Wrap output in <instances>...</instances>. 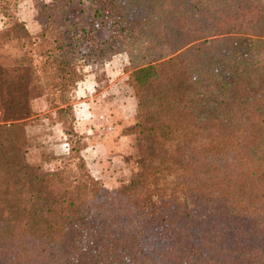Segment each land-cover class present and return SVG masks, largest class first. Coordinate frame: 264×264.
<instances>
[{"label":"trees","instance_id":"trees-1","mask_svg":"<svg viewBox=\"0 0 264 264\" xmlns=\"http://www.w3.org/2000/svg\"><path fill=\"white\" fill-rule=\"evenodd\" d=\"M81 1L74 15L41 5L40 35L0 11L14 19L1 37L27 47L20 61L0 50V109L25 117L50 91L66 104L84 65L122 43L144 63L130 72L136 169L113 192L68 181L23 163L20 121L0 124V264H264V6Z\"/></svg>","mask_w":264,"mask_h":264},{"label":"rangeland","instance_id":"rangeland-1","mask_svg":"<svg viewBox=\"0 0 264 264\" xmlns=\"http://www.w3.org/2000/svg\"><path fill=\"white\" fill-rule=\"evenodd\" d=\"M61 1L66 0H0V11L14 12V19H19L29 33L40 35V6ZM257 1L264 6V0ZM84 3L69 0L66 10L78 14ZM14 19L0 15V34ZM95 32L99 38L107 33L103 27ZM26 49L18 41L0 35V50L6 58L20 61ZM132 57L130 62L124 44L114 43L107 56L84 65L66 104L56 105L50 91L33 95L25 117L19 116L14 107L0 109V124L21 122L26 141L20 152L23 163L34 169H62L68 181L88 175L109 192L125 185L136 169L138 140L132 130L136 91L130 72L144 64L136 51ZM64 105H70L71 112L58 114L56 109ZM11 115L15 119H8Z\"/></svg>","mask_w":264,"mask_h":264}]
</instances>
